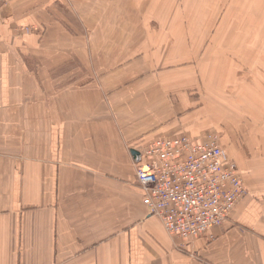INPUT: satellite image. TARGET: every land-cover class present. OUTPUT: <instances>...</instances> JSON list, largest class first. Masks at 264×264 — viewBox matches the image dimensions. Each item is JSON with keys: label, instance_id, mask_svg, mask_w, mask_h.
Wrapping results in <instances>:
<instances>
[{"label": "crops", "instance_id": "obj_1", "mask_svg": "<svg viewBox=\"0 0 264 264\" xmlns=\"http://www.w3.org/2000/svg\"><path fill=\"white\" fill-rule=\"evenodd\" d=\"M210 2L0 0V264H264V80L237 79L263 70L264 23L254 44ZM220 131L249 193L222 227L172 235L131 150Z\"/></svg>", "mask_w": 264, "mask_h": 264}, {"label": "built area", "instance_id": "obj_2", "mask_svg": "<svg viewBox=\"0 0 264 264\" xmlns=\"http://www.w3.org/2000/svg\"><path fill=\"white\" fill-rule=\"evenodd\" d=\"M135 177L149 214L186 240L222 227L249 193L220 134L151 139L140 150Z\"/></svg>", "mask_w": 264, "mask_h": 264}, {"label": "rangeland", "instance_id": "obj_3", "mask_svg": "<svg viewBox=\"0 0 264 264\" xmlns=\"http://www.w3.org/2000/svg\"><path fill=\"white\" fill-rule=\"evenodd\" d=\"M211 1L210 3H213L214 5H216V10H218V12H220L221 14V18H223V16L225 15H230V17H233V15H241L242 17L244 18H247L249 19V23H248V27L246 25V29H249L251 30V38L249 41L250 42H253L254 44L256 43V38H255V27H257V23L261 22L262 24L264 23V0H245L241 5H239V2L235 5V6H230L228 2H225L224 0L223 3H221L220 1L218 0H208V2ZM228 1V0H227ZM260 2L261 5H262V8L260 10H258V13L256 16H250L248 17L246 14H249L252 13V14H255V9L257 8V3ZM201 7H204L205 9V14H207V9H208V3L207 1H204V4L201 6ZM241 10H244V14H242ZM260 16H262V20H260ZM106 17H107V14L104 13V19L106 20ZM74 20V18H72ZM256 19L258 21H256ZM128 24H131V20L128 21ZM237 26H239L241 23H235ZM93 25H94V22H93ZM113 22H110V23H106L104 21V28L105 26H113ZM152 25H153V28L154 29H160L159 27V24L156 22V21H153L152 22ZM131 28V25L127 28V29H130ZM90 34V33H89ZM96 33L95 35H93L94 38H91L88 39V49H92V45L97 47L99 46V44L104 41L103 39H99V38H96ZM79 41V40H78ZM83 42V40H81ZM81 42V43H82ZM93 42H95V45L93 44ZM80 43V42H79ZM108 50V53H109V48H105L104 51H107ZM92 55L89 56L88 58V63L90 65H95L96 63H100V62H103L104 57L102 60H100L102 58V54L98 52L97 54V51L93 53V50H92ZM96 54V56H95ZM138 54V53H137ZM100 55V56H99ZM142 59V60H139L138 59ZM107 59V58H106ZM105 59V60H106ZM136 59H137V62L138 63H143L142 65H144V60L147 62L148 61V57L143 55V54H140L136 56ZM249 68L250 70H243V71H240L239 72V75L237 76V79H252L254 80V82L258 79H263L264 80V60H263V65H262V69L263 70H260V71H255V70H252L250 67L251 66H254V62H249ZM153 73H155V71H153ZM143 75H146L147 74V77H151L152 76V72H147L146 70H144L142 72ZM89 75H91V71H89ZM255 84V83H254ZM235 88V87H233ZM128 117V116H125L124 119ZM195 130V129H194ZM223 130V129H221ZM219 134L222 136L225 144L227 145V149H228V153L231 152V146H232V141H231V138L233 136H235V134H231L230 133H227V136L225 137V133L223 131H220ZM150 139H153V137H146L145 138V141L144 143H147V141H149ZM147 140V141H146ZM230 157H231V154L229 153ZM232 158V157H231Z\"/></svg>", "mask_w": 264, "mask_h": 264}, {"label": "water", "instance_id": "obj_4", "mask_svg": "<svg viewBox=\"0 0 264 264\" xmlns=\"http://www.w3.org/2000/svg\"><path fill=\"white\" fill-rule=\"evenodd\" d=\"M131 152H132L133 156L135 157V159H137V161H139L140 160L139 159L140 151L137 149H132Z\"/></svg>", "mask_w": 264, "mask_h": 264}, {"label": "bare ground", "instance_id": "obj_5", "mask_svg": "<svg viewBox=\"0 0 264 264\" xmlns=\"http://www.w3.org/2000/svg\"><path fill=\"white\" fill-rule=\"evenodd\" d=\"M232 216V215H231Z\"/></svg>", "mask_w": 264, "mask_h": 264}]
</instances>
